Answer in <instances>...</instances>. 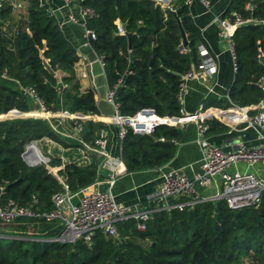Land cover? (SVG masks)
<instances>
[{
    "label": "trees",
    "instance_id": "16d2710c",
    "mask_svg": "<svg viewBox=\"0 0 264 264\" xmlns=\"http://www.w3.org/2000/svg\"><path fill=\"white\" fill-rule=\"evenodd\" d=\"M246 2L254 6L252 14L245 10ZM81 4L96 11V16L87 19L86 26L96 35L90 46L96 55L102 56L108 87L112 88L122 78L116 89L120 115L132 116L142 108H152L160 117L178 115L176 93L181 75L198 62V45H207L188 6L182 0H176L172 9H162L153 0H82ZM24 10V22L6 30L2 20L12 11L9 6L0 9V114L36 108L22 90L32 86L46 109L59 111L64 105L70 113L85 115L81 141L93 145L100 130L109 128L99 119L95 92L91 88L80 90L73 68L78 60L76 49L46 5L40 6L39 0H25ZM234 11L242 17L263 18L264 0H230L220 17L232 20ZM177 19L186 34L187 53L177 48L182 42ZM120 22L132 34L129 52L128 38L117 33ZM232 39L236 70L225 92L227 98L204 99L202 110L231 105L245 107L264 98L258 83L260 76H264V56L257 57L258 49L264 52V25L238 26ZM40 51L54 70L66 72L60 78L70 86L62 87L57 77L44 70ZM9 115L22 116L17 112ZM33 115L41 116L39 111ZM53 120L41 117L0 120L2 205L8 200L26 204L35 195L41 207L51 209V196L62 191V185L42 162L62 177L70 193L97 179L100 158L94 156L86 166L72 162L63 166L61 160L44 154L42 162L37 156L24 155L26 145L43 138L64 149L82 148L81 144L54 133ZM219 121L218 116L205 120L209 131L217 126L224 130L226 127ZM181 137L182 131L167 125L157 126L150 134H135L127 129L121 141L125 173L165 167L178 148L171 140L180 141ZM186 201H170V205ZM116 228L120 240L113 241L118 247L99 231L89 245L82 241L61 244L50 241L60 233L51 223L28 218L16 219L9 225L0 221V264H264V192L257 207L231 210L223 199L207 200L184 206L182 210L154 211L143 232L136 229L133 220L117 223ZM132 239L147 243L141 245Z\"/></svg>",
    "mask_w": 264,
    "mask_h": 264
},
{
    "label": "built area",
    "instance_id": "2783aa9c",
    "mask_svg": "<svg viewBox=\"0 0 264 264\" xmlns=\"http://www.w3.org/2000/svg\"><path fill=\"white\" fill-rule=\"evenodd\" d=\"M63 1L68 5L73 0ZM77 1L76 11L70 12L67 20L74 24L83 25L86 45L90 46V40L95 39L96 35L92 29L86 26V21L88 18L96 16V11L91 6L82 5V0ZM153 1L162 9H172L171 0ZM198 1L206 8L210 5V0ZM182 2L189 7L193 0H182ZM39 4L40 6L46 5V0H39ZM6 6H9L12 12L21 11L24 10L25 0H0V9ZM46 7L49 13L52 14V10H50L47 5ZM244 8L251 14L253 13L254 6L251 2H246ZM232 16V20L220 17L217 18L216 21L219 27L218 36L227 39L232 58V67L235 71L236 60L234 42L232 39L235 29L238 26L247 24L264 25V17H242L235 11L232 12ZM121 24L120 22L118 25L117 33L125 35V29L122 28ZM177 48L181 53L188 52V49L182 42ZM197 49L199 56L198 62L192 64L191 67L181 75V81L176 93L179 104L178 115L160 117L155 113L154 109L142 108L132 116H122L119 113L118 103L116 102V89L119 83L122 82V78L119 79L118 84H115L112 88L108 87L106 89L105 99L110 104L112 111L110 114L100 115L99 119L102 120L109 129L100 130L94 142L96 148L88 147V149L90 152L102 155L106 159L108 163L106 168L108 172L111 173L109 181L100 182L97 178L93 184L79 189L74 193L68 191L64 181H60L62 184V191L54 193L51 196V209L41 207L35 195L31 197L29 202L22 205L13 200H8L3 205L0 203L1 223L9 225L19 218H28L37 221L42 220L51 223L53 229H60V233L57 237L50 239V241L61 244H74L78 241H82L89 245L92 241V237L98 231L103 233L107 239L120 240V235L116 228L117 223L133 220L136 229L143 232L146 230V224L154 211L162 209L169 210L171 208L182 210L184 206L191 207L195 204L207 201L198 197L194 189V184L197 182L200 186L207 187L214 179H220V181H222V193L219 197L211 199V201L223 199L231 210L257 207L261 201L262 193L264 192V183L254 174L241 173L236 170L235 167L239 164H261L264 167V102L261 100L257 104L253 114H243V118L247 122L248 127H251L257 132L260 140L259 146L250 147L242 141L236 140L232 150L226 152L220 147L208 143L205 139V135L209 131V126L205 122L206 116L201 110L202 107L198 112L192 114L186 113L183 108L184 98L187 93V81L200 76H211L216 73V62L205 45L200 44ZM129 51L130 49H128V52ZM263 56L264 52L258 49L257 57L262 58ZM129 57L130 56H128V58ZM96 60H98L100 66L104 70L102 56L96 55ZM128 72L130 73L129 69ZM4 74L3 72L2 76H4ZM258 83L264 92V76H260ZM22 90L33 103L37 105L35 111H41L46 119L58 118L64 121V118H67L69 119L71 128L78 134L82 133V122L86 117L81 112H54L46 109L43 100L34 87L26 86L23 87ZM240 108L244 109V107ZM16 111L18 110L13 109L7 113L11 114ZM35 111H31L30 114H27L28 117H43L42 115H33ZM191 122L196 126L197 143L200 146V172L195 175L194 179H190L180 170L170 169L165 171L162 175V184L151 199L152 202L156 203L154 209H152L151 206L149 208H144L136 205H119L109 192L97 188L102 183L112 184L116 178L115 171L123 167L121 141L127 129L132 130L135 134H150L157 126L167 125L181 131L185 126L191 124ZM110 128L116 130L115 135L120 142V156L113 161L110 160L108 153V136L110 135ZM160 141H164V139L160 138ZM171 142L176 146L179 145V141L176 139H172ZM81 149H85V147L82 146ZM31 151L33 150L26 147L24 155L28 158L34 157ZM88 164H90V161ZM51 170L54 173L56 172L54 169ZM179 199H187V201L170 205V201H178Z\"/></svg>",
    "mask_w": 264,
    "mask_h": 264
},
{
    "label": "crops",
    "instance_id": "0c3cea01",
    "mask_svg": "<svg viewBox=\"0 0 264 264\" xmlns=\"http://www.w3.org/2000/svg\"><path fill=\"white\" fill-rule=\"evenodd\" d=\"M229 2L230 0H210V5L206 8L198 0H193L192 4L188 7L194 24L201 30L207 43L205 47L214 57L216 73L211 76H200L187 81V93L183 104L186 113L192 114L198 112L202 107V100L204 99L227 98L225 92L233 82L235 71L232 67V58L227 39L218 36L219 27L216 19L220 18ZM77 3V0H73L68 5L63 0H46V5L52 10V14L57 19L63 34L77 51L78 60L74 64V73L76 78L79 76L83 77L80 78V90L83 92L87 88H91L95 92V104L100 115L109 114L112 108L105 99V91L108 88L105 72L98 60H96V57H93L91 53L93 49L89 45H86L83 25L74 24L67 20L68 14L76 11ZM228 101L230 100L228 99ZM262 102H264V98ZM256 106L257 104L249 105L241 109L240 107L231 105L227 108L208 107L204 110L201 109L206 116V120H211L213 116H218L220 124H224L226 127L222 131H220L219 126L212 130L210 129L205 135L207 142L220 147L226 152L232 150L236 140H240L250 147L259 146L260 140L257 132L248 127L247 122L243 118V114H253ZM35 110L36 108H33L29 111ZM29 111L19 112L22 118H25L28 117L27 112ZM5 117H9V114L5 115ZM55 120L53 122H58L59 125L64 124L61 119L56 118ZM181 131L182 137L179 141L176 154L168 165L157 170H147L131 174L125 173L123 165L121 169L118 168L115 171L116 178L112 184L102 183L97 188L109 192L119 205H136L144 208L155 206L156 203L152 202L151 199L160 188L163 181L162 175L165 171L170 169L180 170L190 179H194L195 175L200 172L201 153L200 146L197 143L196 126L191 122V124L185 126ZM109 133L111 139L108 153L110 160L113 161L120 156V142L116 138V130L110 128ZM43 140L55 145L54 142L52 143L48 139L43 138ZM56 146L60 151L54 147H49L52 149L51 152L48 151L45 154L51 157L55 156L56 159L61 160L64 166L67 161L65 162L63 155L65 156L64 152L69 149H64L58 144ZM52 151H57V155H52ZM80 152L82 153V151ZM93 154L89 153L88 155V153L85 154L83 152L81 157L76 156L77 159L68 162L75 163L78 166H86L89 161L91 163L93 156L98 159L100 158L97 178L100 182L109 181L111 173L106 168L108 164L106 159L97 153V155ZM32 155L39 157V153L34 150L32 151ZM235 169L241 173H252L264 183V167L261 164H239ZM103 170L106 171L107 175L102 176L101 172ZM194 189L201 199L211 200L221 195L222 181L214 179L207 187H202L196 182Z\"/></svg>",
    "mask_w": 264,
    "mask_h": 264
},
{
    "label": "rangeland",
    "instance_id": "374dc122",
    "mask_svg": "<svg viewBox=\"0 0 264 264\" xmlns=\"http://www.w3.org/2000/svg\"><path fill=\"white\" fill-rule=\"evenodd\" d=\"M176 3V0H172V4L174 5ZM25 10H21V11H16V12H12L9 16H7L5 19H3L2 20V24H3V26H5L4 28L6 29V28H8V27H10V26H13V27H17L18 25H19V23H21V22H24V16H25V12H24ZM7 30V29H6ZM74 68V67H73ZM58 71H60L62 74H66V72H63L61 69H57ZM75 74V73H74ZM79 78V79H78ZM77 79H78V81L80 82V78H83L82 76H79ZM57 80H58V84H60V85H62V87H65V86H70V84L68 83H64L62 80H61V78L59 77V76H57ZM36 108H37V105H36ZM62 111H68L69 112V110L64 106V105H61V108L59 109V112H62ZM54 112H58V111H54ZM27 113H30V111L29 112H27ZM7 114H9V113H6L5 115H7ZM0 115H2V114H0ZM43 116V115H42ZM9 117H11L12 118V116H9ZM19 118H22V116H20ZM25 118H29V117H25ZM41 118H45L44 116L43 117H41ZM0 119H2V120H5V119H8L7 117H3V118H0ZM52 119H56V118H52ZM56 121V120H55ZM64 124H58V122H52V124L53 125H51L52 127H53V131H54V133H56L58 136H60V137H63V138H65V139H69V140H71L72 142H77L78 144H81L82 146H84L85 147V149H78V148H76V147H72V148H69V150L68 151H66V152H64L65 153V156L63 155V158H64V160H65V162L67 161H73V160H75V159H77L76 158V156L77 157H81V155H82V153L80 152V151H82L83 150V152L85 153V154H87L88 153V155H89V153L91 154V155H94L92 152H90V150L88 149V147H92V148H96L95 147V144L93 143V145H90V144H88V143H84V142H82L81 141V139H82V135L81 134H78V133H76L72 128H71V126H70V124H69V119H67V118H64ZM45 139H48V138H45ZM108 139H109V142H110V135L108 136ZM49 140V139H48ZM49 141H51V140H49ZM52 142V141H51ZM31 143H33V144H35V147L36 148H34V151H37L39 154H44V155H46V156H49V155H47V154H45L46 152H51V150L52 149H50L49 147H54L56 150H58V151H60L58 148H57V144L56 143H54L55 145H53V144H51L50 142H46L45 140H39V141H34V142H31ZM53 143V142H52ZM28 145H30V143L28 144ZM28 145H26L25 146V149H26V147L27 148H29L28 147ZM30 150H32V149H30ZM78 150H80V151H78ZM32 152V151H31ZM52 155H57V151H52ZM97 155V154H96ZM51 157V156H50ZM51 158H55V156L54 157H51ZM41 162H42V160H40ZM42 165L45 167V168H47L50 172H51V174L54 176V177H56L57 178V181H59V183H60V181H63L62 180V177H59L57 174H55L50 168H48V166H46L43 162H42ZM101 174H102V176H105V175H107V173H106V171H102L101 172ZM61 184V183H60ZM62 185V184H61ZM5 231H11V230H9V229H6ZM19 233V232H18ZM25 233V232H24ZM24 233H22V234H24ZM111 241V243H112V245L114 246V247H118L117 246V243L115 242V241H113V240H110ZM132 241L134 242V243H136V242H139V241H137L136 239H132ZM140 243V242H139ZM147 243V241H145V242H143V243H140L141 245H145Z\"/></svg>",
    "mask_w": 264,
    "mask_h": 264
},
{
    "label": "water",
    "instance_id": "95a60500",
    "mask_svg": "<svg viewBox=\"0 0 264 264\" xmlns=\"http://www.w3.org/2000/svg\"><path fill=\"white\" fill-rule=\"evenodd\" d=\"M177 24H178L179 27H180V36H181V39H182V44H183V45H186V44H187L186 34H185L184 30L181 28L180 20H179V19H177ZM121 25H122V28L125 29V24L122 23ZM125 36L128 38V48L130 49V48H131L130 41H131V36H132V34L129 33V32H126V30H125ZM90 47H91V46H90ZM90 49H91V48H90ZM91 51H92L91 53H92L93 57H96V53H95L93 50H91ZM39 56H40V59H41L42 66H43L44 70L48 72V74H50V75L53 76V77H57V76L61 77L62 75H64V74H62L60 71H58V70H54V69L52 68V66H51L50 63H49V60L43 56L42 51H40ZM228 104L231 105V102L228 101ZM16 112H17L18 114H20L19 111H16ZM3 117H5V114L0 115V118H3ZM18 117H20V116H15V117H12V118H18ZM7 118H11V117H7ZM0 120H2V119H0ZM28 147H29V149H32V150H34V148H36L35 145H34L33 143H30V145H28ZM39 160H42L40 154H39ZM55 173H56V172H55ZM1 193H2V190L0 189V195H1ZM210 201H211V200H210ZM191 214H192V213L190 212V215H191ZM1 236L4 237L3 235H1ZM12 237H14V236H12ZM10 238H11V237H10Z\"/></svg>",
    "mask_w": 264,
    "mask_h": 264
},
{
    "label": "bare ground",
    "instance_id": "6f19581e",
    "mask_svg": "<svg viewBox=\"0 0 264 264\" xmlns=\"http://www.w3.org/2000/svg\"><path fill=\"white\" fill-rule=\"evenodd\" d=\"M39 113L41 114V115H43V113L41 112V111H39ZM111 113V112H110Z\"/></svg>",
    "mask_w": 264,
    "mask_h": 264
}]
</instances>
